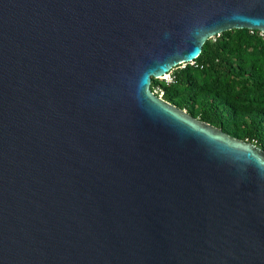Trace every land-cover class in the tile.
<instances>
[{"label":"water","instance_id":"1","mask_svg":"<svg viewBox=\"0 0 264 264\" xmlns=\"http://www.w3.org/2000/svg\"><path fill=\"white\" fill-rule=\"evenodd\" d=\"M264 0H0V264H264V151L152 79Z\"/></svg>","mask_w":264,"mask_h":264},{"label":"trees","instance_id":"2","mask_svg":"<svg viewBox=\"0 0 264 264\" xmlns=\"http://www.w3.org/2000/svg\"><path fill=\"white\" fill-rule=\"evenodd\" d=\"M152 79L163 99L264 151V33L235 29L208 40L195 62Z\"/></svg>","mask_w":264,"mask_h":264},{"label":"built area","instance_id":"3","mask_svg":"<svg viewBox=\"0 0 264 264\" xmlns=\"http://www.w3.org/2000/svg\"><path fill=\"white\" fill-rule=\"evenodd\" d=\"M165 80H167L168 82H170V81H172V77L170 76V78L165 79ZM163 94H164V93L161 91L159 96H160V97H163Z\"/></svg>","mask_w":264,"mask_h":264},{"label":"rangeland","instance_id":"4","mask_svg":"<svg viewBox=\"0 0 264 264\" xmlns=\"http://www.w3.org/2000/svg\"><path fill=\"white\" fill-rule=\"evenodd\" d=\"M170 76H171V74L165 76L164 79H168V78H170Z\"/></svg>","mask_w":264,"mask_h":264}]
</instances>
